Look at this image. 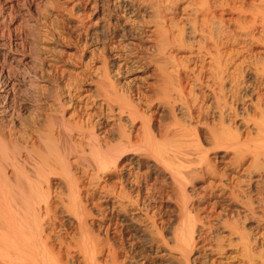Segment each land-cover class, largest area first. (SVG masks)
Listing matches in <instances>:
<instances>
[{
    "label": "bare ground",
    "instance_id": "obj_1",
    "mask_svg": "<svg viewBox=\"0 0 264 264\" xmlns=\"http://www.w3.org/2000/svg\"><path fill=\"white\" fill-rule=\"evenodd\" d=\"M0 1L5 9L12 10L25 3L35 8L45 0ZM57 1L65 4H61L64 8L60 6V11L64 10L63 14L77 27H85L87 14L93 17L91 29L101 41L102 50L96 47L90 51L92 57L84 69L91 68L90 64L97 63L100 57L103 65L95 75H88L94 77L85 76L83 86L79 79H70L69 75L66 79V72L62 73L66 78L59 81L62 76L49 80L29 71L26 83L24 77L18 79L15 74L32 65L30 57L19 51L22 36L5 38L4 31H0V264H201L203 235L205 264H215V259L226 260L225 264H264V254L257 256L264 253V219L254 217L257 212L243 190L241 178L245 174L252 188L260 183L264 186V93L256 98L253 118L243 119L242 115L237 119L248 135L244 137L242 130L230 129L225 121L226 106L222 108L223 102L218 100L217 110H213L218 124L196 122L206 132L201 140L199 130L191 125L193 118L187 126V120L183 124L177 116L186 112L185 106L189 107L186 80L179 71L178 87H172L175 79L170 71L167 73L171 66L168 64L174 63L170 62L171 53L187 49L188 40L199 35L204 42L202 45L201 39L196 41V50L216 66L217 77L223 83L224 48L213 36L209 0H203L200 7L194 6L197 0ZM223 3L221 0L217 5L219 28L224 7H228ZM260 3L264 5V0H260L259 8ZM257 11L253 22L261 21L264 28V10ZM192 15L195 20L189 24ZM177 19L188 21L187 30L178 28ZM200 20L203 28L198 30ZM144 45L146 54L141 52ZM151 68H156V74H152L155 84L150 85L152 94L139 85H134L135 90L126 87L124 81L140 84L142 73ZM255 71L253 75L264 83V62ZM24 91L30 94L29 101L22 99ZM227 158L228 162L232 158L231 164L237 168L230 183L213 165ZM246 161L250 164L244 168ZM144 168L145 174H140ZM205 176L211 181L197 187L196 183ZM158 177L172 185L168 190L174 188L177 202L173 224L168 231L162 228L167 232L165 236L155 216L149 213L151 206L144 202ZM86 180L90 181L87 187L88 183L94 184L93 193L99 192L101 197L97 196L106 205L107 215L101 218L99 214L101 222L105 221L102 224L106 233L118 232L127 239L125 256L115 243L92 231L90 222L97 217L83 202L89 194L82 198ZM57 211L76 230L71 243L56 235V227L51 230ZM250 215L254 218L253 234L240 225L241 216Z\"/></svg>",
    "mask_w": 264,
    "mask_h": 264
},
{
    "label": "rangeland",
    "instance_id": "obj_2",
    "mask_svg": "<svg viewBox=\"0 0 264 264\" xmlns=\"http://www.w3.org/2000/svg\"><path fill=\"white\" fill-rule=\"evenodd\" d=\"M202 1L203 0H201V1L197 0L196 3H194L195 4L194 6L200 7L201 6L200 3L202 4ZM220 1L219 0H209L208 2H209L210 10L212 11V12H210L211 15L209 14L210 15L209 17H210V19H212L213 36L218 41V43L220 45H222L224 48L223 49V55H222V61H221V65H222L224 72H225L223 83L221 84L220 80L217 77L218 71L216 69V66L213 63H211L207 57H206L207 59L205 57H203V56H205L203 53H200V55H199V53L196 50V48H198V46H199V45L197 46V43L199 44V42L202 39H204V38H202V36L200 37L199 35L196 37L195 40L192 39L194 42L191 39L188 40V42L192 41L193 44L191 43L192 44L191 45L190 43L187 42V45H188L187 49H184L181 52L180 51H178V52L174 51V53H179V54H175L177 57L174 55V53H171L172 55L170 57L171 58L170 62H172V63L174 62V63L171 64L169 62L170 64H168V66L169 65L173 66L175 71L178 70V72L177 71L175 72L173 67H171V66H169L167 68V73H169V71H170V75L172 76V79L176 80V81L175 80H173V81L177 82V80H179V78H177V76L179 75L178 74L179 71L182 74V77H184V81L186 80L185 81V87H186L185 90L186 91L190 90L189 91L190 96H189V94H186V97H189L188 98V100H189L188 106L189 107L187 108V106H185L184 110H186V112L188 113L190 118L188 117V115L185 111H183L184 114L186 113L185 116L183 113H182V116L179 113L177 114V116L179 117L178 119L180 121L183 120V121H181L183 124L187 123L186 124L187 126H190L191 121H193L191 125H193V127L196 126L194 128H197L199 130V131H197L198 132L197 134L199 136H202V137H200L201 140H203L205 138L204 136H206V132H205V130H203L202 127H199L200 125L196 124V122H197V120H199L200 123L203 121L204 123H207L208 125H213V124H215V122H216V124H218V121H216L218 119H216V117L213 116V113H214L213 110L216 111L217 107H218L217 106L218 100L223 102L222 108H224V106H226V108H225V121H226V123L229 122L228 126L230 125V129L234 132V131H236V128H237L240 131L242 130L241 131V133L243 132L242 136L245 137L246 134L248 135V131L245 132V129L244 130L242 129L243 127H241L239 125L238 120H239V118H241L240 116H242V115H243V119L253 118V116L255 114L254 106L257 104L256 98H257V96H259V93L260 94L264 93V87H262L264 85L263 80H261L258 76H254L256 74L255 73L256 72L255 71L256 66H259L262 62H264V32H263L264 28L259 24V23H261V21L258 20L256 22V24H254V22H253L254 21L253 20L254 19L253 14L255 12L257 13L258 12L257 10H259V9H261V11L264 10V5L263 4L261 5V3H260V8H259L260 0H222V2H224L223 4H225L228 7H224V9L225 8L226 9L224 10L225 12L223 13V18H222L223 22L219 28V26H218L219 22L218 21H219L221 16H220L219 9H217V7H218L217 5L220 3ZM0 2L3 3L2 1H0ZM1 3H0V7H1L0 8V11H1L0 12V28L1 27L2 28L0 29V31L1 30L4 31V34H5L4 37L5 38H7L9 36H11V37L17 36L19 38V36H22V40L20 42L22 43L23 46L21 45L19 51H21L20 53L25 54L26 56H29L30 59L32 60L30 64L33 65V67H32V65H29L32 68H29V66H28L27 67V68H29L28 70H27V68H25L24 70L21 69V72L20 71L15 72L16 78L18 77V79H21L24 77L25 82L27 83L28 77H27V75L25 76V74L29 73V71L31 72V74L33 73L32 71H34L38 75L39 74L44 75V77L46 79H49V80H50V78H51V80L52 79L57 80L62 76L61 79H59V81H61L63 77L66 78L69 75L70 79H73V80L79 79L78 80L79 84L81 86H83L84 81L86 80L85 76H87L88 79L92 78L95 75L94 73H97L98 71H100L102 69V65H103V58L102 57H100V59L98 60L97 63L96 62L93 64L89 63L90 66L92 65L95 69H93L92 66H91V68L93 70L91 68H88L89 71H88V69H86V70L84 69V68H86V61H88V59H90L92 57L93 50H95L96 47H97V49L100 48L99 51L102 50L100 45H99V44H101V41H98L99 38H96L97 36H95L93 29H91L92 28L91 23L93 22V19H92L93 17H89V15L87 14L85 16V18L87 17L85 20V27L86 26L87 27L86 28L85 27L80 28L79 26L77 27V25L74 24L73 22H70L68 20V18L63 14L64 10H62V9L64 8L63 5H65V4L61 3V4H63V5H61L60 3H58L57 0H45L43 3L39 4L38 6H35V8L29 7L30 5L26 4V3L20 4L18 7H14L12 10L11 9H5L4 3L3 4H1ZM55 5L58 8L61 6L60 8H62L61 9L62 11H60V8L58 9ZM55 8H56V10L57 9L58 10L56 11ZM256 8H257V10H256ZM59 11L62 13H60ZM213 14L217 17H215ZM192 16H191V18H192L191 21H189L191 18L188 19L189 24H190V22L193 23L195 20V15H192ZM211 16L212 17L214 16L213 18H215V19H213ZM217 18H219V19H217ZM178 20H180V19H177L178 28H181L182 30H184V29L187 30V28H188L187 26H189L188 21L186 20V22H185V20L184 21L180 20V23H179ZM215 21H217V22H215ZM88 22L91 24V26L88 24ZM201 22H202V20H200L198 22V28H199L198 30L203 28L202 27L203 22H202V25L199 26V24H201ZM253 25H256L257 29L254 30ZM259 26H260V28H259ZM200 27H202V28H200ZM196 41H199V42H196ZM195 42H196V45H195ZM203 42H204V40H202L200 42V44L202 43V45H203ZM94 43L97 45H95ZM189 45L191 48L189 47ZM144 46H142L144 48H142L141 52L146 54V52H143V51L147 50L146 49L147 45H144ZM90 51H92V52H90ZM101 52L103 53V51H101ZM101 52H99V54H100V56H103L104 53L102 55ZM97 53H98V51H97ZM60 56H62L61 59H60ZM175 59H176V61H175ZM176 66L177 67L180 66L179 67L180 70L177 69ZM33 68H34V70H33ZM185 68L187 69V71ZM35 69H36V71H35ZM37 69H38V72H37ZM26 70H27V72H26ZM109 70L111 71V69H109ZM92 71H94V72H92ZM44 72H46V73H44ZM64 72L68 73V74H66V73L63 74L66 77L62 75V73H64ZM154 72L156 74V68H151L150 71H147V72L144 71V73H142L143 78L140 82L143 84L134 83L131 85V83H129L127 81H124V83L126 82V84H125L126 87H128V88L131 87L130 89H133V90H135L134 85H139L142 88L146 87L145 89L147 91L149 90L148 92L146 91V93L150 94L151 91L153 92V88H151V86L152 85L154 86V84H155V81L153 82V80L155 78L152 75V74H154ZM173 72L177 73V75L172 74ZM17 73H19V74H17ZM91 73H93L94 75L89 77L88 75L89 74L91 75ZM33 74H35V73H33ZM82 74H83V76H81ZM173 75H175V76H173ZM69 76L66 79H69ZM151 76H153V78ZM196 76L198 78H196ZM84 77H85V79L83 80ZM218 80H219V85H218ZM173 81L171 83V86L173 85L172 87L177 88L178 82L173 83ZM127 83L130 85H127ZM118 84H119V82H118ZM223 84H224V86H223ZM132 86H134V88ZM149 88H151V89H149ZM221 91L224 92V97H223V93ZM24 93H25V91L23 92V94ZM186 93H188V91ZM219 93L220 94L222 93V95H220ZM23 94H22V99L29 101L30 94L28 93V91H26V93H25L26 95L24 94V96H23ZM196 95L199 96V98H197ZM216 96H218V97H216ZM193 98H195V99H193ZM221 99H223V100H221ZM192 100H194L193 104L191 103ZM190 103H191V106L193 105L192 107L195 106L194 107L195 109L191 108ZM197 103L200 105H198ZM196 105H197V107H196ZM200 106H201V110H200ZM189 108H191L190 109L191 111L189 110ZM196 108H199V109L197 110ZM202 109L204 112H202ZM195 110L198 112L201 111L202 113H197ZM206 110H208V111L206 112ZM190 112L192 113V115ZM208 113H209V115H208ZM197 114H199V115H197ZM200 114H201V116H200ZM195 115H197L198 117H195ZM180 116H181V118H180ZM182 117H184V118H182ZM186 117H188V119ZM202 118H203V120H202ZM189 119L190 120L192 119V120L190 121ZM184 121H186V122L184 123ZM188 123H189V125H188ZM230 157H232V156H230ZM230 157H229V159H230ZM229 159L227 158V160H224L223 163L220 160H217V162L214 161L213 163H215V162L216 163L213 165L217 166L216 168L218 170V173L224 175L225 180L230 183V182H232L231 181L232 176L235 175V172H237V168L235 169L236 166L235 165L233 166L231 164L232 158L228 162ZM232 163H233V161H232ZM249 164H250V162L246 161L244 168H247L249 166ZM219 169H221V170H219ZM143 170L146 172V169L144 168V169H142V172L140 171V174L144 175L145 173H143L144 172ZM226 174H227V176H226ZM243 175L245 176V178ZM243 175H241L242 181L245 183V184L242 183L243 184L242 185L243 190L244 191L246 190L247 195L250 196V198H248V200H249V202H251V204H253V207L257 212L254 215V217L257 219L260 217L262 219H264V217H263V215H264V186H263V184L260 183L259 187L256 186L258 189L252 188L251 187L252 185L250 183H248V178L246 177V175L245 174H243ZM163 179L164 178L158 177V179H157L158 181L153 182V185H154L153 191L151 193H149V194H151V196H149V194H148L147 195L148 201L145 198L146 201H144V202L147 204L146 206H148V207L151 206L149 209V213L151 215L155 216V219L157 220V224L158 223L160 224V225L158 224V227L160 226L159 228H160L161 232L164 233L163 235L165 236V234L167 235L166 231H168L166 229H169L170 224H173L174 217L176 215V213H174V212L177 211V202H175L176 201L175 200L176 194L174 192V188L172 187V189L169 188L170 190H168V187H170L172 185H170L169 182L167 183V181L165 179H164V181H162ZM87 181L88 180H86V182L83 181V183L85 182L84 185L82 183L83 188H84V186L87 187V185H86ZM210 181H211V179H209L208 176H205L204 180L200 181L201 183L200 182L196 183V185H197V187H200V186L203 187ZM88 182H90V181H88ZM165 183L168 184V186L165 185ZM89 184L90 183H88V187L86 188L87 191L84 188L85 189L84 194H83L84 197L82 196V198H86V196H87V198L83 199V202L84 203L86 202L85 203L86 208L89 209V210L88 209L87 210L92 215H94L98 219H100L101 216L105 217V215H107V214H105V212L108 213L107 208L105 209L106 205L102 203V200L100 198L101 197L100 193L97 191H96L97 194L93 193V192H95V191H93L94 190V184H90V185ZM155 185H156V187H158V185H159L160 188L158 187L156 189ZM90 187L92 189V192H91V189H89ZM162 187H163V190H162ZM154 188H155V190H154ZM261 188H262V190H261ZM255 189H256V191H255L256 193L253 191ZM158 190H160V191H158ZM155 191H156V193H155ZM171 193L174 194V197H173V194L171 195ZM252 193H254V195H251ZM86 194H88L89 196ZM90 194H92V195H90ZM98 194L100 197L97 196ZM134 197H135V195H134ZM150 197H151V199L153 198V200H149ZM168 197H169V199H168ZM170 198H171V200L173 199V201L175 203L173 201L169 202ZM174 204H175V206H174ZM152 207H154L155 210ZM223 208L226 209V207H223ZM153 210H154V212H153ZM59 212L60 211H57V213H56L58 216L56 214L54 216L55 218L57 217L56 219L54 218L55 221H54V219H52V221H51V230L55 229V227H56V229L54 230L56 232V235H59L62 238L68 239L67 241L69 243H71L70 242V241H72L71 238L74 236V234H76V230L72 226L70 227V223L68 222V220H64L66 218L60 217V215H62V214H60L61 212L60 213ZM154 213H155V215H154ZM99 214H100V217H99ZM156 215H158L160 217V219H158L159 217ZM244 216L243 217L241 216V219H242L241 222L242 223H240V225H241V227L246 228L245 229V231L247 230L246 232H249V234H251V232H252V234H253V229H251V222H252L251 220H254V218L252 219L253 216H251V215H250L251 218L249 216H246V217H244ZM103 217H101V218H103ZM161 217H162V219H161ZM97 218L92 219L90 222V224H92L91 225L92 231H94V233L98 234L99 236L103 235L102 238L104 240L109 239V240H111V242L115 243L114 245L117 247V250H119V248L123 249L124 250V251L122 250L123 252L121 251V249L119 252L122 254V256H125L126 253L128 252L126 250L129 249L128 244H127V239L125 238V236H123V234L121 235L118 232H114V231H110L111 233L110 232L106 233V231L104 230V225H103V224H105V221L101 222V219L98 220ZM160 220H161V222H159ZM162 220H163V223H162ZM53 221H54V224H52ZM56 221H58V222H56ZM113 222H115V221H113ZM161 224H162V226H161ZM102 225H103V227H101ZM166 225L168 228L166 227ZM101 228H103V229L100 230ZM115 228H117V226H115ZM162 228L166 231H164ZM73 230H75L74 233L72 232ZM204 237H206V235L202 236V238H201L202 242L200 243V247H202V248L199 247L201 250L200 251L201 260L199 259V261L203 262L201 264H205L204 258H202V257H205L204 256V248L206 249V245H205L206 243H204L203 246L201 245V244H203V241L205 239ZM202 253H203V255H202ZM262 254H264V253L259 252L257 256H262ZM216 261H218V262H216ZM225 262H227V261L215 259V264H218V263L219 264H221V263L225 264Z\"/></svg>",
    "mask_w": 264,
    "mask_h": 264
}]
</instances>
